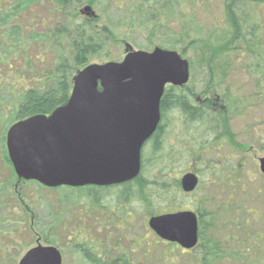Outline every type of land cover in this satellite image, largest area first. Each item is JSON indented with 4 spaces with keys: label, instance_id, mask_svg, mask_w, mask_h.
I'll use <instances>...</instances> for the list:
<instances>
[{
    "label": "rangeland",
    "instance_id": "1",
    "mask_svg": "<svg viewBox=\"0 0 264 264\" xmlns=\"http://www.w3.org/2000/svg\"><path fill=\"white\" fill-rule=\"evenodd\" d=\"M138 3L140 0H83L79 7L83 17L97 18L99 27L107 25L115 33L116 39L115 43H105L103 54L92 59V64H102L106 57L121 62L125 57L126 44L136 51L145 52H152L155 47L163 45L162 49L181 55L176 41L183 36V42L179 44L186 47L187 54L181 56L189 62L191 75L190 82L183 88L197 93L200 104L214 100L221 108L222 115L228 111L227 101L222 97L225 91L230 90L234 107L227 113L232 138L231 135L227 138L222 130L212 132L201 130L198 125H187L179 111H168L164 119L165 134L160 154L154 156L150 144L144 148L145 179L166 187L174 197L165 196L147 208L136 201H131L130 206L127 203L120 205L116 197L118 191L111 190L107 192L108 198L102 193L105 197H101L96 206L84 196L89 192L85 190L76 193L75 206L66 201L70 193L65 189L53 191L36 182L22 181L25 184L17 187L23 194L27 216H31V224L35 217L38 218L43 227L59 220V230L54 231L53 236L59 243L57 248L62 254L63 264H85L77 252L76 257L73 255L68 246L71 243L68 239L70 233L77 236L76 241L79 242H76V246H93L94 250L103 254L106 251L102 263L122 264L121 260L115 263L114 259L123 255L125 261H132L131 264H152L155 237L148 228L150 218L177 212L198 214L196 209L200 206L213 215L205 218L204 226L212 223L215 227L203 229L204 236L220 240L222 249L234 245L237 251L242 252V260H229L223 264H248V259H252L249 264H264V258H255L264 255V239L254 243L242 232H252V235L264 233V175L260 170V159L264 158V105L254 95L255 79L249 75L243 77L239 67L228 56L219 55L215 62L223 65L228 61V74L224 72L219 77L220 73H217L211 85L212 79L208 74L209 58L215 50L222 49L219 40L226 31L223 0H175L174 9L177 8L172 15L164 12L158 17L154 34L150 33L152 24L134 13L132 5ZM36 5L25 10L19 7L18 0H0V131L13 120V109L18 105L22 92L40 86L38 83H43L48 73L54 70L56 51L59 50H51L46 45L44 35L48 31V14L46 9ZM86 7L92 9L94 17L84 12ZM48 8L51 6L48 5ZM247 10L256 16L264 37V3L253 4ZM200 41L207 43V46H202ZM215 54L218 55L217 52ZM70 56L67 55L69 61ZM200 92L204 94L201 96ZM221 118L223 122V116ZM201 147L203 150H200ZM10 172V166L3 163L0 150V179L7 177ZM189 173L199 177V185L194 192L183 195L181 180ZM3 201L10 207L14 206V210L9 216L8 211L0 208V222L9 218L16 224L12 226L8 223L3 228L0 223V264H19L25 253L35 247L38 241L32 246L30 232L25 228L28 223L16 222L19 219L20 222L26 221L23 206L15 198L13 200L5 196ZM128 213L132 217L122 229ZM107 214L111 215L110 219ZM90 233L97 246L87 243ZM145 236V243L150 244L152 249L149 255L151 261L147 262L143 260L147 244L144 243L133 254L129 250L135 239ZM170 246L160 243L155 248L168 254L173 249L176 264L195 263L185 251L176 246L170 251ZM21 248L24 250L18 254ZM155 261L158 262V256Z\"/></svg>",
    "mask_w": 264,
    "mask_h": 264
},
{
    "label": "water",
    "instance_id": "2",
    "mask_svg": "<svg viewBox=\"0 0 264 264\" xmlns=\"http://www.w3.org/2000/svg\"><path fill=\"white\" fill-rule=\"evenodd\" d=\"M84 12L94 17L90 7ZM190 77L189 62L160 47L145 52L126 44L121 62L90 64L73 78L65 106L9 128L6 149L16 177L48 189L106 188L136 180L143 148L161 124L166 88H183ZM260 170L264 175V158ZM198 184L192 173L181 180L186 193ZM148 225L162 240L184 250L198 244L193 212L152 217ZM19 264H63V259L57 247L38 241Z\"/></svg>",
    "mask_w": 264,
    "mask_h": 264
},
{
    "label": "trees",
    "instance_id": "3",
    "mask_svg": "<svg viewBox=\"0 0 264 264\" xmlns=\"http://www.w3.org/2000/svg\"><path fill=\"white\" fill-rule=\"evenodd\" d=\"M18 3L19 7L25 10L35 4H37L36 6L43 7L44 10L46 9L48 14V26L46 30L48 31H46L44 35L45 43L49 46V49H57L59 51H56L54 70L48 73L46 79H43V83H41V81L38 83L40 86L29 88L22 92L18 105L13 109L14 114L11 116L13 120L10 121L9 125L6 123V126L4 125V130L0 131V150L3 155V163L11 168L9 175L2 178V180L0 179V208L8 211L9 216H11L10 213L14 210V206L10 207L3 201L5 196L13 200L15 198L17 203L23 206L26 216L28 209L25 205L23 194L18 189L20 186L19 184L24 185L25 183L16 178L6 151L7 129L10 125L33 116H50L58 108L65 106L72 94L74 76L79 71L92 64V59H96L103 54L106 42H116L115 33L110 30L107 25L100 28L97 18H86L79 12V7H81L83 0H54L53 2L51 0H18ZM174 3L175 0H140V3L133 4L132 8L139 18L152 24L150 33L154 34V30L158 26V17L164 12L172 15L177 8L175 7L174 9ZM262 3H264V0H223L226 31L223 32L219 40L222 49L220 51L215 50V53L217 52L218 55L214 53L212 54L213 57L211 56L209 58L211 63L208 65V74L212 79L210 80V85L214 81L213 78L216 77L217 73H220L219 77H221L224 72L228 74L230 72L229 68H227V64H230L228 61H225L223 65H220L218 62L215 63L219 55L228 56L232 59V63L235 62L239 67L238 70L241 71L243 77L249 75L252 79H255L256 88L254 89V95H257L259 97V102L264 105V37L261 34L262 28L258 25L256 16L247 10V8L253 4L259 5ZM48 5H50L51 8H48ZM46 37H48V40ZM176 42L177 45L174 44L178 46L177 49L180 51L181 55L185 57L187 49L186 47H182V44H179V42H183V36L179 37ZM150 43L152 48L153 44L152 42ZM199 43L202 44V46H207V43L203 41ZM192 44H194V42ZM162 46L163 45H159L157 47L162 48ZM68 54L71 55L70 61L67 57ZM107 58L108 57L103 59V63L108 62V60L114 61L113 59ZM217 61H219V59ZM199 94L202 96L204 92H200ZM230 95V90H227L222 97L224 101H227L226 111L234 107ZM197 100H199L198 95L192 90L171 86L166 88L161 102L162 121L150 143V149L154 156L159 155L161 152L165 134L164 119L168 111H179L184 116L187 125H198L201 127V130H211L212 132L222 130L223 134L227 138H230L228 111L222 115L221 108H219L214 100H207L203 104H200ZM221 116H223V122ZM200 150H203V147H201ZM145 165L143 149L142 171L140 176L132 182L106 188L86 187L80 188L77 191L76 188L66 187L51 190H67L70 195L66 197V201L75 206L76 193H83L85 190H89V192L84 196L91 199V202L95 203L96 206H98L97 204H99L101 197L103 198L104 196L102 193L104 192L105 196H107L106 198H108L109 194L107 192L111 190L118 191L116 197L118 199L117 203L120 205H125L127 203L130 206L131 201H136L137 204H145L147 208H150L152 207V203L156 200H161V198L163 199L165 196L168 198L171 196L174 197L175 195H172L171 191L166 187H160L156 183L152 184L147 182L145 179ZM119 208L121 210V206ZM119 208H117V210H119ZM196 211L199 217V244L194 251V255L189 256L190 260L193 259L195 261L194 264H223L229 260L232 262L242 260L240 258L242 252L237 251L234 245L230 248L222 249L223 243H221L220 240L214 237L204 236L203 229L207 227L215 228L212 223H208L204 226L205 218L208 216L212 217L213 215L204 210V207L200 206H198ZM151 215L153 216L154 214ZM130 217H132L131 213H128L123 224H127ZM30 218L27 216L26 221L20 222L21 219H19L16 220V222L19 224H24L23 222H25V224L28 223L25 228L30 232L32 246L37 241H40L44 245L58 247L59 243L56 240L57 238L53 236V232L59 230V220H56L48 227H43L38 218H34L33 224H31ZM5 220V222L3 220L0 222L3 228L8 223L12 226L16 224L10 221L9 218ZM20 230L21 228L19 231ZM242 232L244 236L254 243H258L264 239V233L260 235L254 233L252 235V232L244 230ZM19 235H21V233ZM68 239L71 241L68 246L72 249L75 257L77 252V255L81 257L82 261L85 259L84 261L86 264H105L102 263V259L97 257L98 254H96L97 256L90 257V253L92 252L90 251V246H76L75 233H70ZM248 239L246 241L247 243H249ZM146 241V236L144 238L135 239V241L130 244L132 245L129 249L130 252H137L144 246ZM160 243H162L160 240L154 239L153 241L152 249H155L153 261L149 258L152 250L151 246L145 243V245L147 244V249L145 248L143 260H146V262L151 261L152 264H176L175 258L173 257V249L171 251L174 245L169 247L171 252L168 254L167 251L164 252V250L162 251L159 250V248H155V246H159ZM22 248L26 249V247ZM22 248L20 250L18 249V254H21V251L24 250ZM148 248H150V250ZM134 249L136 250L134 251ZM156 256H158V262H154ZM255 258L263 259L264 255L256 256ZM248 260L247 263H251L252 259ZM114 262H119V260L114 259ZM121 263L131 264L132 261H125V257L123 256Z\"/></svg>",
    "mask_w": 264,
    "mask_h": 264
},
{
    "label": "flooded vegetation",
    "instance_id": "4",
    "mask_svg": "<svg viewBox=\"0 0 264 264\" xmlns=\"http://www.w3.org/2000/svg\"><path fill=\"white\" fill-rule=\"evenodd\" d=\"M46 1H50V0H46ZM155 135V134H154ZM153 135V136H154ZM153 138V137H152ZM151 138V139H152ZM151 139L146 143V145H148V144H150L151 143ZM145 145V146H146ZM145 146H144V148H145ZM143 148V149H144ZM143 152V151H142ZM78 189L76 188V191H77ZM182 194L183 195H188V193H186V192H182ZM196 214V213H195ZM107 215H109V219H110V217H111V215L110 214H107ZM197 215V217H198V214H196ZM198 220H199V217H198ZM127 224H123L122 226H121V228L122 229H124L125 228V226H126ZM81 232H82V230H80L79 231V234H81ZM92 233H93V231H92ZM154 233V232H153ZM122 234H123V231H122ZM154 237H155V239L156 240H160L162 243H167V244H170V245H174V246H176L177 248H179L181 251H185V253L188 255V256H192V255H194V251L196 250V248L198 247V244H199V239H198V244H197V246L194 248V249H192V250H184L180 245H178V244H176V243H170V242H168V241H164V240H162L159 236H157L155 233H154ZM76 238H77V236H76ZM125 238V237H124ZM127 238V237H126ZM88 239L90 240V241H88L87 243H89V242H91L92 244H94V239H93V236H92V234L90 233V235H89V237H88ZM126 240V239H125ZM97 241V240H96ZM76 242H79L78 240L76 241ZM97 244H98V242H97ZM96 245V243L94 244V246ZM97 246V245H96ZM93 250V253H90V257H94L96 254H98V258L99 259H103V255H106V251H105V253L103 254L102 252H100L99 250H94V247L93 246H90V251H92ZM99 251V252H98ZM81 258V257H80ZM120 258V259H119ZM117 257L116 259H118V260H123V255L121 256V257ZM90 259V258H89ZM85 260V259H84ZM83 260V262H85ZM86 264V263H85ZM88 264V263H87Z\"/></svg>",
    "mask_w": 264,
    "mask_h": 264
}]
</instances>
